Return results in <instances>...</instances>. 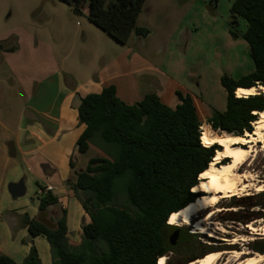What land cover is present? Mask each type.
Instances as JSON below:
<instances>
[{
    "label": "trees",
    "instance_id": "16d2710c",
    "mask_svg": "<svg viewBox=\"0 0 264 264\" xmlns=\"http://www.w3.org/2000/svg\"><path fill=\"white\" fill-rule=\"evenodd\" d=\"M63 1L75 13L86 14L117 41L127 43L146 0ZM241 20L246 24L242 36L249 44L254 69L239 79L226 74L221 77L228 92L226 109L215 110L208 118L214 130L236 135L253 133V124L264 111L263 92L236 95L238 87L264 85V0H233V37H239L236 27ZM177 95L180 102L175 108L163 103L156 93L129 104L112 84L82 99L79 120L86 127L78 139V151H87L90 142L100 136L109 147L110 157L91 158L86 169L77 172L75 189L85 193L82 204L90 216L82 226L81 243L69 246L64 209L53 227L38 218L23 216L31 237L47 238L53 264H157L167 251L169 233L176 227L168 223L169 217L201 195L192 188L200 182V174L209 168L216 151L222 149L218 143L203 145V122L194 99L180 91ZM258 194L264 197V191ZM121 196L133 211L117 205ZM249 199L254 195L246 196L242 203L248 207L264 205ZM57 204L58 198L48 191L40 198L39 209L45 212ZM237 219L236 214L227 218ZM193 245L208 253L209 246L199 239ZM0 264L18 263L0 255ZM22 264H43L35 246Z\"/></svg>",
    "mask_w": 264,
    "mask_h": 264
},
{
    "label": "rangeland",
    "instance_id": "374dc122",
    "mask_svg": "<svg viewBox=\"0 0 264 264\" xmlns=\"http://www.w3.org/2000/svg\"><path fill=\"white\" fill-rule=\"evenodd\" d=\"M232 1L146 0L138 20L140 24L149 27L151 34L147 37L145 35L132 37L128 43L114 42L119 48L130 50L131 53H139L142 56L143 80L148 81L146 74L155 68L167 73H175L176 68H179L181 70L178 71L181 72L177 73V71L176 74L186 75V80L195 93L210 106L211 114L215 110L223 111L226 108L228 92L221 82V77L226 74L239 79L254 69L249 44L242 36L246 30L245 22L241 20L236 27L239 37H233L230 33ZM89 25L100 30V27L89 21L86 14L75 13L72 7L63 0H0V47L16 46L18 55L16 64H21L22 59L25 63L29 56H32L34 62L29 63L31 69H37L40 57L43 60L53 61L60 51L66 49L63 44L66 43L68 46L73 39H76L79 45L82 44L85 35L89 33ZM77 54L80 55L79 51ZM1 55L2 52H0ZM196 103L203 124L209 126L211 132L221 133V130H214L208 123V118L202 115V103L199 100ZM253 127L255 129L254 124ZM107 146L101 137L97 136L91 141L88 153L80 158L99 155L110 157ZM242 169L251 171L258 180L256 183L264 181L262 143L256 145L255 152ZM258 193L251 188L248 192L234 196L236 199L234 197L224 199L215 206V213L205 223V226L221 238L200 232L193 233L202 244L209 246L208 253H222L215 264H240L245 260V256H264L262 231L252 233L247 227L248 224L258 228L264 226V214L257 216L258 213H264V205L248 209L242 203L246 196L254 195V199L248 201H260L264 204V197H260ZM84 196L83 191H76L75 196L67 201L68 228L69 232L72 231V239L68 236L69 246H78L82 241L83 233L80 231L78 235L76 233L83 219L80 201L82 203ZM124 200L125 197L121 196L117 200V205L133 211L126 206ZM232 202L241 203V206L244 205L246 208L239 207V204H232ZM3 203L8 205L12 211H7V215L0 220V255L10 256L16 263L22 264L29 255L31 247L35 246L42 263L53 264L52 248L47 238L40 235L31 239L30 233L20 225L24 223L19 213L25 210L32 215L38 203L36 184L28 183L27 191L23 196L14 198L9 195ZM232 214L252 216V219L242 223L237 220H227ZM49 218L50 216L42 214L38 219L53 227L55 223H52ZM58 218L59 215L53 216L55 222ZM86 218L90 221L88 213ZM195 220L196 218L191 224L179 221L173 226L189 227L193 231ZM85 221L86 219L83 224L86 223ZM216 226L223 228L224 231H220ZM234 226L242 227L243 231ZM233 231H236V234ZM28 235L30 240H25L24 238ZM73 238L74 241L78 240L77 245L70 243L71 240L73 242ZM234 239L236 242L233 244L231 241ZM233 251L246 254L234 258L232 257ZM167 256L170 255L167 254L164 257Z\"/></svg>",
    "mask_w": 264,
    "mask_h": 264
},
{
    "label": "crops",
    "instance_id": "0c3cea01",
    "mask_svg": "<svg viewBox=\"0 0 264 264\" xmlns=\"http://www.w3.org/2000/svg\"><path fill=\"white\" fill-rule=\"evenodd\" d=\"M137 28H140V34L133 33L132 37H147L152 32L139 20ZM114 41L117 40L101 28L89 25V33L82 44L79 45L76 39L68 46L63 44L66 49L60 51L53 61L38 58L37 69L30 68L29 63L34 62L32 56L25 63L23 59L21 64L15 63L18 57L16 46L0 47V220L7 211H12L3 203L11 195L9 184L24 178L26 187L28 183L36 184L38 203L32 215L24 210L19 217L39 218L46 214L52 223H56L53 216L60 217V210L64 209L68 225L67 201L76 194L77 172L86 169L91 158L106 157L80 158L88 153L91 142L87 151H78L77 142L86 125L79 120L75 105L77 98L82 100L114 84L118 96L129 104L140 101L148 93H156L163 103L175 108L180 102L177 95L180 91L190 94L196 107L198 100L202 103L205 118L212 115L210 106L195 93L186 75L176 74L181 69L167 73L155 68L146 74L148 81H145L142 56L119 48ZM47 185L54 187L49 192L58 198V204L49 206L43 213L39 209L40 198L48 191L40 190ZM80 205L83 219L77 235L82 232L84 219L89 222L81 201ZM20 225L28 231L27 226ZM71 234L72 231L68 232L72 239ZM24 239L30 240L29 235ZM77 241L73 238L70 243L77 245Z\"/></svg>",
    "mask_w": 264,
    "mask_h": 264
},
{
    "label": "bare ground",
    "instance_id": "6f19581e",
    "mask_svg": "<svg viewBox=\"0 0 264 264\" xmlns=\"http://www.w3.org/2000/svg\"><path fill=\"white\" fill-rule=\"evenodd\" d=\"M258 91L264 93V85L245 88L239 87L236 90L238 97L255 94ZM258 120L254 122V132H245L244 135H236L226 132H211L209 126L203 124L202 129V143L205 146H211L214 143L221 145L222 149L217 150L213 161L209 168L200 174V182L192 188L194 192H200L201 195L187 206L175 211L169 217V224H177L181 221L184 224H191L192 220L196 218L193 223V232H200L212 237L221 238L213 231L209 230L205 223L214 215V208L222 200L232 198L239 193L248 192L251 188L256 192L264 191V182H258L255 175L248 170L239 171L250 159L255 152L256 145L261 142L264 148V111L259 112ZM226 158L227 162H222ZM209 210L207 214L198 218L197 215ZM248 228L252 233L262 231L264 235V226L261 228L255 225L248 224ZM224 231L223 228H219ZM246 240V238H243ZM236 239L231 241L235 243ZM246 254L245 252L233 251L232 257L239 258ZM222 253L211 252L204 255L197 260L191 261L189 264H215ZM166 258L161 257L160 264H165ZM242 264H264V256L248 257Z\"/></svg>",
    "mask_w": 264,
    "mask_h": 264
},
{
    "label": "flooded vegetation",
    "instance_id": "af4514ba",
    "mask_svg": "<svg viewBox=\"0 0 264 264\" xmlns=\"http://www.w3.org/2000/svg\"><path fill=\"white\" fill-rule=\"evenodd\" d=\"M232 203L236 204V202H232ZM238 206L246 208V206L244 205L241 206V203ZM255 206H259V205H253L250 207L247 206V208L251 209ZM243 212H246V211H243ZM263 214L264 213H258L257 216L263 215ZM237 216L240 218V219H237L238 222L242 223V222L249 221L248 216H241V215H237ZM212 223L214 224L213 221ZM234 227L240 231H243L242 227H238V226H234ZM216 228L219 229L218 226H216ZM193 233L194 232L189 227H183V226H176L175 228L171 230L168 236L169 247L167 251L164 253V255L160 256V257H164L167 254L170 255L166 257L167 261L165 264H189L191 260L204 255V251L199 246L193 245V241L197 239V236H195ZM233 233L236 234V231H233ZM197 248H200V249H197ZM244 258L247 259L248 257L245 256ZM242 263L243 261L240 264Z\"/></svg>",
    "mask_w": 264,
    "mask_h": 264
},
{
    "label": "water",
    "instance_id": "95a60500",
    "mask_svg": "<svg viewBox=\"0 0 264 264\" xmlns=\"http://www.w3.org/2000/svg\"><path fill=\"white\" fill-rule=\"evenodd\" d=\"M134 34L135 35H139L140 34V28H136L135 29V31H134ZM252 87H255V86H252ZM239 88V87H238ZM245 88H251V87H245ZM260 91H258L257 93H259ZM81 103H82V100L80 99V98H77V101H76V103H75V105L77 106V107H79L80 105H81ZM222 132H226V133H228L227 131H225V130H221ZM247 132V131H246ZM221 146V145H220ZM217 152V151H216ZM226 159H228V158H226ZM243 169L241 168L239 171H242ZM264 182V181H263ZM9 191H10V193H11V195H12V197H19V196H23L25 193H26V191H27V187H26V184H25V179L24 178H21L19 181H16V182H11L10 184H9ZM207 212H209V210H206V211H204V212H202V213H200V214H198L197 215V217L198 218H200V217H202V216H204L205 214H207ZM207 254V253H206ZM205 254V255H206ZM199 258H201V257H197V258H195V259H193V260H191V261H194V260H197V259H199ZM190 261V262H191Z\"/></svg>",
    "mask_w": 264,
    "mask_h": 264
},
{
    "label": "built area",
    "instance_id": "2783aa9c",
    "mask_svg": "<svg viewBox=\"0 0 264 264\" xmlns=\"http://www.w3.org/2000/svg\"><path fill=\"white\" fill-rule=\"evenodd\" d=\"M54 189V187L52 186V185H47L45 188H43V189H41L40 190V192H43V191H51V190H53ZM160 260H161V257L160 258H158V260H157V264H160Z\"/></svg>",
    "mask_w": 264,
    "mask_h": 264
}]
</instances>
